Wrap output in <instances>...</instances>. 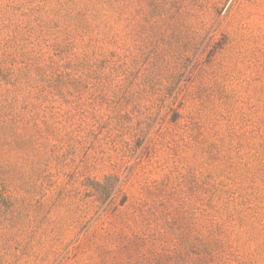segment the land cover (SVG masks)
Segmentation results:
<instances>
[{
	"label": "rangeland",
	"instance_id": "1",
	"mask_svg": "<svg viewBox=\"0 0 264 264\" xmlns=\"http://www.w3.org/2000/svg\"><path fill=\"white\" fill-rule=\"evenodd\" d=\"M118 17L86 58L109 89L48 84L69 145L7 153L9 176L52 164L103 203L0 264H264V0H120Z\"/></svg>",
	"mask_w": 264,
	"mask_h": 264
},
{
	"label": "trees",
	"instance_id": "2",
	"mask_svg": "<svg viewBox=\"0 0 264 264\" xmlns=\"http://www.w3.org/2000/svg\"><path fill=\"white\" fill-rule=\"evenodd\" d=\"M119 3L0 0V253L8 251L3 246L7 242L19 244L35 240L41 232L80 228L88 220L91 205L98 208L103 203L100 181H93L95 191L85 197L84 191H90L85 180L77 178L84 190L69 191L70 185L61 184L60 170L52 164H47V170L9 176L7 153L8 148L30 145H69L66 132L53 124L56 119L52 121L66 110L62 106L52 110L49 97L55 92L48 84L68 80L77 86L111 87L112 83L96 76L92 65H86V58L98 40H118ZM64 52L68 60L57 59ZM121 189L122 185L117 192Z\"/></svg>",
	"mask_w": 264,
	"mask_h": 264
}]
</instances>
